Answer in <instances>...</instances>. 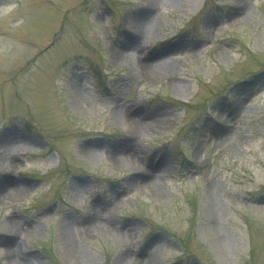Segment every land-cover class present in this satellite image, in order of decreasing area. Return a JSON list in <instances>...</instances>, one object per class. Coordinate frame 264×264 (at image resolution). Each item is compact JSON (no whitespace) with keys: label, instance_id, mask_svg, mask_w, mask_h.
Segmentation results:
<instances>
[{"label":"rangeland","instance_id":"rangeland-1","mask_svg":"<svg viewBox=\"0 0 264 264\" xmlns=\"http://www.w3.org/2000/svg\"><path fill=\"white\" fill-rule=\"evenodd\" d=\"M243 4L0 0V264H79L80 253L86 264H264V0ZM125 49L170 73L138 74L113 59ZM123 106L153 131L125 151L161 191L113 164ZM92 209L125 238L85 232ZM65 218L76 257L59 236Z\"/></svg>","mask_w":264,"mask_h":264},{"label":"bare ground","instance_id":"bare-ground-1","mask_svg":"<svg viewBox=\"0 0 264 264\" xmlns=\"http://www.w3.org/2000/svg\"><path fill=\"white\" fill-rule=\"evenodd\" d=\"M239 5H244L243 4V0H236ZM149 4L151 7H155L158 5H161L164 0H148ZM241 7L239 8H235L238 9L239 11ZM243 10V9H242ZM140 19L139 22H142L143 18H138ZM244 20V17H241V21ZM138 28H139V24ZM134 36H138L140 37L141 34L138 33L137 31H134ZM186 44L178 41L174 46H185ZM189 46V45H187ZM136 50V49H135ZM129 55L128 50H122L121 52H114L113 55V59L116 61H125L128 63H132L133 65L136 66V69L138 70V74H141L142 76L148 78V79H152V78H157L158 76H162V74H167L170 73L171 70H168L167 67L164 66V63L166 62V60H161V61H156V62H151V58L150 56L146 55L143 59L142 57H137L135 59H130L129 57H127ZM149 61V62H148ZM125 106L122 107V109L119 111L118 113H115V117L118 120V122L124 127V138H123V145L124 148L122 150H119L117 152H110L111 157L114 158L113 159V164L117 165L120 164L121 162L125 163L126 165H129L133 168H136L138 170H141L142 172H147L146 170L144 171V169H141L139 163L136 160V152L138 153V150L135 149L134 153H132L130 150L129 151H125V149L127 148L126 144L131 145L132 140L135 141H140L141 137L145 135V133H153L152 129L145 127L144 125H141L140 121H145L146 118H144V116L141 114L140 109L138 108H124ZM221 130H223L225 128V124H223L220 121V117L217 119V124H216ZM218 143H222V144H228L229 140L225 141L221 138L220 140L218 139ZM9 145V144H8ZM7 145V146H8ZM91 145L97 147L96 142L95 143H91ZM91 147V146H89ZM87 153L88 155L94 156L98 153V151L96 149H92V148H88V149H84V153ZM119 156H124V159H119ZM11 159V158H9ZM162 162H158L157 166H161ZM141 175H143L142 173H140ZM146 176V179L148 180V184H147V180H146V188H150L152 190L155 191H161V187L160 185L162 184V182L157 181L155 179V177L157 176V174L153 173L152 171H148L147 173H144V177ZM150 180V182H149ZM6 192H11V196H19L21 194H24V189L21 186H18V188H11V189H7L5 190ZM207 192L205 193V211L208 214V216H210L211 218V214L215 211H217V204L214 202V190L213 188H208L206 190ZM10 198V197H8ZM93 208V207H92ZM93 210V209H92ZM94 213L89 214V213H83V216L80 217L82 224H83V228L85 229V232H87L88 234H92V235H98V234H102V235H107V236H112L113 238L122 241L125 238V232H123L121 230V228H114L112 225V221L111 219H105L108 221H103L98 214H96V211L93 210ZM212 221V219H211ZM6 228L8 231H12L14 233L17 232L18 229V225L17 223L14 222H7ZM211 227V225H209ZM27 232V231H26ZM59 236L62 238V242L63 245L65 247V249L67 250L68 254L71 256H75L76 257V247L73 246V240L72 237L74 236L73 231L71 229V221L67 218H65L60 226L59 229ZM222 239H219L218 241L216 240V245L219 246L221 244H224L222 242ZM78 259L80 260L78 263L79 264H86V262L89 261V259L83 254L80 253V255H78ZM91 260V259H90ZM77 261V260H76ZM82 261V262H81ZM122 263V261L117 260V262L115 264H120ZM127 264V262H124ZM129 264H155L154 260L152 259V257L147 256L145 258L144 261H139L137 259L131 260L129 262Z\"/></svg>","mask_w":264,"mask_h":264}]
</instances>
